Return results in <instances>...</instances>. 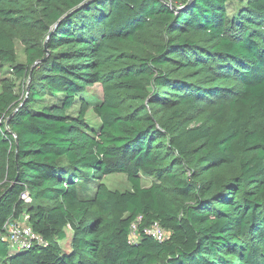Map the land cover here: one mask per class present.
<instances>
[{
    "label": "trees",
    "instance_id": "obj_1",
    "mask_svg": "<svg viewBox=\"0 0 264 264\" xmlns=\"http://www.w3.org/2000/svg\"><path fill=\"white\" fill-rule=\"evenodd\" d=\"M0 65V264H264V0H0Z\"/></svg>",
    "mask_w": 264,
    "mask_h": 264
},
{
    "label": "built area",
    "instance_id": "obj_2",
    "mask_svg": "<svg viewBox=\"0 0 264 264\" xmlns=\"http://www.w3.org/2000/svg\"><path fill=\"white\" fill-rule=\"evenodd\" d=\"M22 197L27 201L28 197L23 194ZM141 217H138L140 220ZM143 232L157 241H162L166 237L165 230L157 223L153 222L149 226L143 228ZM137 236V224L133 222L130 227V239L136 240ZM1 240H7L12 246L30 247L32 243H40L43 240L36 235L30 225H28L26 216H22L20 219H8L2 228L0 233Z\"/></svg>",
    "mask_w": 264,
    "mask_h": 264
},
{
    "label": "rangeland",
    "instance_id": "obj_3",
    "mask_svg": "<svg viewBox=\"0 0 264 264\" xmlns=\"http://www.w3.org/2000/svg\"><path fill=\"white\" fill-rule=\"evenodd\" d=\"M16 54H17V60L19 62H23L25 60V55H24V50H23V45L19 42L16 41ZM3 81H9L14 83L15 90H17L19 93H22L20 88V80L15 78V75L12 73L11 69L8 66H2L0 65V90L2 87V82ZM88 94L92 95L94 99H99L101 97V87L98 84H94L91 87H88ZM73 112L75 111L72 110ZM86 119L87 122L90 125L98 126V121L94 115V113L89 109L86 113ZM104 181L106 185L111 188V189H118V190H123L127 187H129V184L126 180V177L124 174H110L104 178ZM151 183V179L149 177H142V184L143 185H148ZM67 234H70V231L68 230Z\"/></svg>",
    "mask_w": 264,
    "mask_h": 264
}]
</instances>
